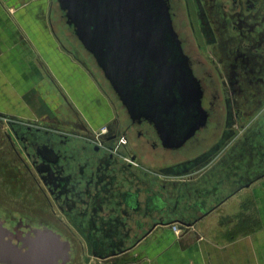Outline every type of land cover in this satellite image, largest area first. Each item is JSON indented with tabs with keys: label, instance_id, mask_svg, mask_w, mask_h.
I'll list each match as a JSON object with an SVG mask.
<instances>
[{
	"label": "rangeland",
	"instance_id": "1",
	"mask_svg": "<svg viewBox=\"0 0 264 264\" xmlns=\"http://www.w3.org/2000/svg\"><path fill=\"white\" fill-rule=\"evenodd\" d=\"M177 1L179 0H171L172 11L177 12L179 7L182 9L181 15L184 16L186 27L192 31L193 48L198 49L200 46L201 53L211 61L222 79L225 91L224 102L227 104L229 116L223 127L218 125L219 127L215 128L216 121L214 122L207 131L209 135L211 134L210 142L201 149L200 147L192 149L195 154L187 157L186 161L182 159L155 164L137 155L134 148H130V151L137 155L134 161L136 167L143 171L147 170L156 180L166 183L170 197L180 200L177 215H183L191 221L238 190H251L253 186L264 189V101L262 100L264 89L259 85L250 86L253 91L260 88L259 94L262 97L257 102L251 97L250 99L243 97L245 94L241 90L238 92L235 90L231 83L232 65L222 63L220 57L226 55L216 49L218 42L213 41L214 35L220 30L217 26L216 29L210 26L209 18L212 19L214 14L209 11L208 0ZM52 6V0L37 1L36 13L48 14ZM10 9L14 10L12 7ZM61 13L63 15L62 10ZM173 18L175 28L181 36L177 18L175 16ZM68 29L72 31L70 26ZM187 36L190 37L189 34ZM68 41H70L69 37L64 35L63 42L59 41L56 45L65 51V43ZM25 56L26 60L17 62L19 67L16 71L17 77H20L18 83L21 87H15L21 91L20 103L15 105L14 111L9 110L13 109L9 107L10 102L3 103L5 107L0 108V245L2 244L3 247V249L1 247L2 252L7 253L8 256L3 258L2 254L3 256L5 254H1L0 250V264H19L10 257V249L13 247L21 249L24 240L29 241L37 233V228L45 226L40 223H46L48 227L55 229L53 233L60 234L65 242L67 258L59 264H129L140 257L139 252L146 243L145 240L127 254L108 258L98 256L110 253L109 242L90 227L83 226L76 216L62 215L71 223L74 233L64 226L42 198L27 165L30 164L29 152H32L30 144L34 141L62 144L61 134H67L70 143H82L87 139L96 140L99 133L105 135L112 130L121 129V121L113 109V102L108 100V96H105V92L98 85L100 89L96 102V104L100 103L98 110L92 112L94 117L89 120L80 118L77 115L78 110H74L73 105L67 103L62 95L57 93V88L52 83L48 85L43 77L37 76L40 74L34 54L30 52ZM42 57L48 66L47 57ZM79 62L87 70L89 69L85 58L81 56ZM99 69L103 72L100 67ZM107 82L108 87H106L114 96L115 109L123 120L127 119L124 115L126 107L118 95L113 93L110 82L108 80ZM46 100L48 103L45 104ZM102 102L105 103L104 106ZM238 107L244 110L242 117L237 114ZM219 109L216 104L214 109L216 114ZM106 111L109 113L103 114ZM61 113L64 115L61 116ZM29 126L32 128L29 129ZM36 127L42 130L36 131ZM213 129L219 132L216 133ZM144 142L145 138L139 139V144H145ZM147 149H149L148 157L163 155L161 157L168 158L178 153H170L162 149L154 151L151 144ZM205 191L209 193L206 194ZM235 196L217 208L218 218L221 213L227 212V209L229 210L233 205L236 206ZM203 220L198 221L197 224H203ZM170 228L174 231L181 230L177 228L176 223L170 224ZM158 232H152L147 241L155 238Z\"/></svg>",
	"mask_w": 264,
	"mask_h": 264
},
{
	"label": "flooded vegetation",
	"instance_id": "2",
	"mask_svg": "<svg viewBox=\"0 0 264 264\" xmlns=\"http://www.w3.org/2000/svg\"><path fill=\"white\" fill-rule=\"evenodd\" d=\"M168 1L172 18H177V26L182 32L180 36L176 30L184 52L188 55L189 63L203 89L202 104L208 112L207 124L198 129L183 145L166 147L156 127L148 119H133L125 109L124 115L127 119L123 120L115 109L122 128L105 135L99 133L96 140L70 143L68 135L61 134L62 144L51 141H34L30 144L32 152H29L30 164L27 165L42 198L72 232L71 223L62 215L78 217L83 226L90 227L106 239L111 250L108 255H98L102 258L129 253L154 230L171 224H165L166 222L177 219L193 222L177 215L180 200L170 197L168 185L156 180L147 170H140L134 165V161L137 155L155 164L182 159L186 161L187 157L194 156L192 149H201L210 142L211 134L207 131L214 122L216 121L215 128L218 125L223 127L229 116L227 104L224 102L222 79L211 61L201 53L200 46L198 49L193 48L192 31L186 27L184 16L181 15L182 9L179 7L177 12L172 11L171 0ZM180 1L182 0L177 2ZM208 3L209 11L214 14L212 19L209 18L210 26L215 29L217 26L220 30L213 37V41L218 42V47L215 48L226 55L220 57L222 63H231L233 68L231 83L237 92H244L243 97H251L257 102L262 97L259 94L260 88L253 91L250 86L259 85L264 89V0H208ZM63 15L65 16L64 12ZM216 104L220 108L218 115L214 110ZM237 114L242 117L244 110L238 107ZM35 129L38 132L42 130L40 127ZM121 137L125 138V142H121ZM140 138H145V144H139ZM149 144L154 151L162 149L178 153L168 158L161 157L163 155L148 157ZM130 148H134L137 155L132 154ZM166 212L173 216H167ZM174 223L181 225L179 222ZM40 224L45 226L37 228V233L29 241L24 240L20 250L31 253V258L39 264H47L52 261L51 250L54 244L51 233L55 229L48 227L46 223ZM151 228L153 229L149 232ZM58 236L63 241L65 250V242L60 234ZM1 247L2 244V254L4 252ZM41 247L44 254L42 258L36 254V250H41ZM63 250H57L58 254L63 253ZM119 251L122 252L112 255ZM2 257L7 258V253L4 256L2 254ZM30 260L27 259V262ZM62 260L64 259L59 257V263Z\"/></svg>",
	"mask_w": 264,
	"mask_h": 264
},
{
	"label": "crops",
	"instance_id": "3",
	"mask_svg": "<svg viewBox=\"0 0 264 264\" xmlns=\"http://www.w3.org/2000/svg\"><path fill=\"white\" fill-rule=\"evenodd\" d=\"M37 1L42 0H0V108L10 102L13 109H6L16 110L15 105L21 100L17 62L26 60L25 55L32 52L38 64L37 76L48 85L52 83L57 93L78 110L80 118L94 117L92 112L100 105L96 104L99 86L113 102L115 111L114 96L107 88L104 73L73 29H68L57 0H52L48 14L36 13ZM64 35L70 39L65 43V51L56 45L63 42ZM41 55L47 57L48 66ZM81 56L88 62V70L79 62ZM234 195L236 206L218 218L217 208ZM200 220L203 224H197ZM176 226L181 230L174 231L170 225L154 230L159 231L156 237L148 241L147 237L146 243L141 244L140 257L129 264H264V189L260 186L230 194L195 218L191 226Z\"/></svg>",
	"mask_w": 264,
	"mask_h": 264
},
{
	"label": "water",
	"instance_id": "4",
	"mask_svg": "<svg viewBox=\"0 0 264 264\" xmlns=\"http://www.w3.org/2000/svg\"><path fill=\"white\" fill-rule=\"evenodd\" d=\"M57 2L67 24L93 55L131 117L152 122L166 147L183 145L207 124L203 89L173 25L168 0ZM174 222L181 223V228L192 225L183 219L165 224ZM51 236L52 261L47 264H56L67 254L59 236L53 232ZM40 249L36 254L42 258ZM10 252L19 264H39L29 252L15 247Z\"/></svg>",
	"mask_w": 264,
	"mask_h": 264
},
{
	"label": "built area",
	"instance_id": "5",
	"mask_svg": "<svg viewBox=\"0 0 264 264\" xmlns=\"http://www.w3.org/2000/svg\"><path fill=\"white\" fill-rule=\"evenodd\" d=\"M121 142H125V138L124 137H121Z\"/></svg>",
	"mask_w": 264,
	"mask_h": 264
},
{
	"label": "bare ground",
	"instance_id": "6",
	"mask_svg": "<svg viewBox=\"0 0 264 264\" xmlns=\"http://www.w3.org/2000/svg\"><path fill=\"white\" fill-rule=\"evenodd\" d=\"M170 5V4H169ZM64 12V11H63ZM65 13V12H64ZM173 25H174V20H173ZM71 27V26H70ZM174 27H175V25H174ZM72 29H73V27H71ZM176 29V28H175ZM116 93V92H115ZM119 97V96H118ZM120 99V98H119ZM123 104V103H122Z\"/></svg>",
	"mask_w": 264,
	"mask_h": 264
}]
</instances>
